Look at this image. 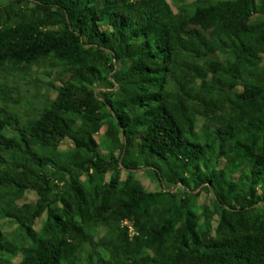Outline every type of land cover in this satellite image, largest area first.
<instances>
[{"label": "trees", "instance_id": "1", "mask_svg": "<svg viewBox=\"0 0 264 264\" xmlns=\"http://www.w3.org/2000/svg\"><path fill=\"white\" fill-rule=\"evenodd\" d=\"M1 1L0 264H264V0Z\"/></svg>", "mask_w": 264, "mask_h": 264}, {"label": "rangeland", "instance_id": "2", "mask_svg": "<svg viewBox=\"0 0 264 264\" xmlns=\"http://www.w3.org/2000/svg\"><path fill=\"white\" fill-rule=\"evenodd\" d=\"M11 0H2L1 2L6 4ZM183 0H168L169 4L171 5L173 11L175 13L178 12L179 2ZM186 3H192L196 0H184ZM49 68L44 66L40 68H34L32 71L28 72L22 81H18V84L21 88L22 94L24 95V102L23 107L21 110L30 112L32 108L40 107L41 103L47 99H53L56 96L55 88L56 86L60 85V82L55 80V74L53 72L52 76L48 75ZM13 81L11 80V83ZM112 90L110 87L106 85H99L96 87V93L99 97H102L104 92H108ZM199 124H202V121H199ZM106 131V127H104L101 132L96 136V140L98 143H101L103 140L104 133ZM12 136L13 134L9 132ZM73 148V143L70 140H64L63 145L61 147L62 150H69ZM127 177V171L123 170L122 179ZM136 178L142 183L146 191L148 192H159L164 190L166 192H175L178 193L181 197H183V187L181 185L178 186H169L165 181H160L156 176H154L150 171L146 169H142L136 172ZM110 179V174L107 175V180ZM195 193H199V196L196 200L197 211L199 214L203 213L204 207H208L210 209L214 208L215 204V197L214 195L201 189ZM38 199V196L33 191H28L23 199L18 202V205L21 206L26 203L35 202ZM46 220V215H44L41 219L36 221L35 230L40 231L43 227V224ZM0 224L3 225L4 231L11 235L17 231L18 224L15 221L11 220H0ZM218 224L217 216L214 217L212 222V228ZM107 229L106 228H99L97 239L102 238L106 235ZM21 258L17 259L15 263H19Z\"/></svg>", "mask_w": 264, "mask_h": 264}, {"label": "built area", "instance_id": "3", "mask_svg": "<svg viewBox=\"0 0 264 264\" xmlns=\"http://www.w3.org/2000/svg\"><path fill=\"white\" fill-rule=\"evenodd\" d=\"M122 226H124V227H125V226L129 227L130 232H131L132 234H135L134 229H133L132 225H131L129 222H123V223H122Z\"/></svg>", "mask_w": 264, "mask_h": 264}]
</instances>
